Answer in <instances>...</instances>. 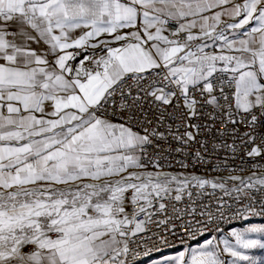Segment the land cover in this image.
Instances as JSON below:
<instances>
[{
    "label": "snow or ice",
    "instance_id": "snow-or-ice-1",
    "mask_svg": "<svg viewBox=\"0 0 264 264\" xmlns=\"http://www.w3.org/2000/svg\"><path fill=\"white\" fill-rule=\"evenodd\" d=\"M173 140L264 169V0H0V264H147L224 215L196 219L193 188L264 216V171H160ZM230 235L152 264H254L264 224Z\"/></svg>",
    "mask_w": 264,
    "mask_h": 264
},
{
    "label": "built area",
    "instance_id": "built-area-1",
    "mask_svg": "<svg viewBox=\"0 0 264 264\" xmlns=\"http://www.w3.org/2000/svg\"><path fill=\"white\" fill-rule=\"evenodd\" d=\"M206 110L211 111L210 108ZM202 121L207 122L204 118H202ZM166 122L173 123L174 128L177 124H179V121ZM217 127H220L221 131L225 130L222 125H217ZM183 130V127H181L180 131L183 132ZM241 131H243V128H241ZM208 139L210 138L207 135L197 137L198 141ZM215 143L219 144L221 141L217 139ZM228 143H231V140H229ZM160 146L165 150L160 159L162 167L159 169L163 172L183 174L184 176H200L209 180L219 181L221 179H226L229 176H243L246 178L252 175L253 172H256L258 175L261 171H264V169L260 168L254 169L252 167V160L246 157L242 151L235 155L224 150L213 151L211 143H209L207 148H205L200 143L192 142L188 145H181L179 142L173 140L170 144L162 143ZM176 149H182V151H177ZM197 152L201 154L203 158L202 161L196 159ZM181 161L188 166L183 167L180 163ZM149 169L153 170L151 167ZM234 184H238V182L230 180L226 181V187H232ZM192 191L195 203L191 204L190 207L197 208L196 219L200 221H206L208 219L207 216L199 215L201 206H204L205 210H210L215 216H219L220 212H223L224 215L209 223L207 229H205V225L203 223L196 225V227L200 229L201 234H197L192 237L189 236L188 228L181 229L179 227V225L192 219V217L186 215L183 220H177L176 231L178 236L174 237L169 233V239L173 241L172 246L164 248L162 252H154L152 258L165 255L176 250L185 249L196 241L204 238H212L213 236L218 237L226 229L231 227L250 222H264V216H250L247 220L242 218L241 213L245 215L248 214L245 212V208L248 204V201L246 200L241 203H237L231 197L225 196L220 189H212L210 186H207L204 189L193 188ZM185 199H187V197ZM221 203H223V207L218 208V205ZM229 205H231V207H229ZM259 207L260 205L257 201L255 203V210L258 211ZM178 237H183V242H181Z\"/></svg>",
    "mask_w": 264,
    "mask_h": 264
},
{
    "label": "rangeland",
    "instance_id": "rangeland-1",
    "mask_svg": "<svg viewBox=\"0 0 264 264\" xmlns=\"http://www.w3.org/2000/svg\"><path fill=\"white\" fill-rule=\"evenodd\" d=\"M149 170H151V169H149ZM262 224H264V222H250V223H247V224H244V225H238V226H236V228L237 229H240V228L248 227L250 225H262ZM251 235H252V238H254V239H260V234H258V233H253ZM216 238L218 240H221L222 238H228L230 240H233V242H234V238H232L230 234L229 235H226L224 237H222L221 235H219ZM205 239H211V238L201 239L199 241H196L192 245L186 247L183 250L180 249V250H176V251L167 253L165 255H160V256H157V257L152 258V260H155L157 262H162L165 258H170L172 256H175L179 251H184L186 249H195V248H198V247H200V246H202L204 244ZM220 246L222 248L223 247V244L221 243ZM244 251H245V253L247 255H249L251 258H253L254 264H264V249H261V248L257 247V248H253V249H247V250H244ZM223 258L226 261H230L232 259L227 253H224ZM152 260L147 261V264H152ZM241 264H248V262H241Z\"/></svg>",
    "mask_w": 264,
    "mask_h": 264
},
{
    "label": "crops",
    "instance_id": "crops-1",
    "mask_svg": "<svg viewBox=\"0 0 264 264\" xmlns=\"http://www.w3.org/2000/svg\"><path fill=\"white\" fill-rule=\"evenodd\" d=\"M237 2H242V0H237ZM221 9H219V8H217V9H213L211 12H209V13H205V15H209V16H211L215 11H220ZM224 21H226V22H228V23H231L232 21L227 17V16H224L223 18H222ZM209 23H212V21L211 20H209ZM224 27V24L222 23V24H220L219 25V27H217V29H216V31L217 32H219L222 28ZM196 31H198V29L196 30ZM232 31L233 30H228L227 31V35L229 36V38H232ZM199 43H201V41H196V42H194V44H193V48H195V45L196 44H199ZM208 43L209 44H211V40H208ZM206 51H216V52H219V47H218V45L215 47V48H212V47H210V48H207V49H205ZM247 224V223H246ZM244 225V224H243ZM233 228H236V226L235 227H231V228H228V229H226L222 234H220L222 237H224V236H226V235H229L230 234V232H231V230L233 229ZM183 250V249H182Z\"/></svg>",
    "mask_w": 264,
    "mask_h": 264
}]
</instances>
